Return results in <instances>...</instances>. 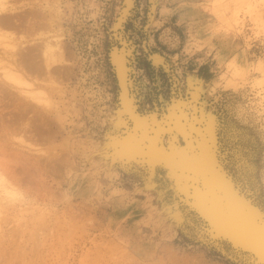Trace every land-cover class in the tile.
Masks as SVG:
<instances>
[{
  "label": "bare ground",
  "instance_id": "6f19581e",
  "mask_svg": "<svg viewBox=\"0 0 264 264\" xmlns=\"http://www.w3.org/2000/svg\"><path fill=\"white\" fill-rule=\"evenodd\" d=\"M221 6L199 31L191 13L212 10L199 0H0V200H24L45 113L71 146L61 207L109 211L171 264H264V75L231 57ZM174 17L189 40L164 53Z\"/></svg>",
  "mask_w": 264,
  "mask_h": 264
},
{
  "label": "rangeland",
  "instance_id": "374dc122",
  "mask_svg": "<svg viewBox=\"0 0 264 264\" xmlns=\"http://www.w3.org/2000/svg\"><path fill=\"white\" fill-rule=\"evenodd\" d=\"M199 1L204 6L212 5V10L209 14L197 10L191 13L190 22L195 23L194 28L200 31L213 25L211 20L215 16L211 14H218L222 5L221 8L227 12L220 26L224 25L225 34L234 36L232 44L226 43L231 57L240 55L246 69L250 67L247 71H251L252 77L264 75V71H259L255 66L258 63L264 66V20L256 9L258 6L264 7V1ZM176 8L181 11L180 4ZM262 16L264 18V13ZM176 17L158 34L159 48L164 53H180L189 40L187 27L178 26ZM164 31L169 33L170 40L161 39ZM217 40L223 42L218 38L212 41L216 50L221 46ZM214 54L208 56L207 64L201 69V75L207 79L213 77L214 70L217 72ZM199 58L205 56L199 55L189 63L191 71L199 68ZM147 64L142 59L141 66ZM29 76L31 80H43L35 78L34 73ZM39 114L42 119L34 116L32 129L41 135V140L39 145L34 141L30 143L46 154H41L38 163H33L26 171L21 185L25 191L24 200L20 198L9 205L0 200L3 203L0 207V264H171L166 249L159 250L155 257L150 258L143 252L139 240L120 235L109 211L97 209V212L83 215L79 212L80 199L74 200L72 207H61L67 188L65 173L70 169L67 162L69 157L71 160V146L58 131L52 116ZM46 130L49 136L43 138ZM56 203H60L58 209L53 206ZM121 225L125 228L126 224ZM179 256L184 254L180 253Z\"/></svg>",
  "mask_w": 264,
  "mask_h": 264
}]
</instances>
